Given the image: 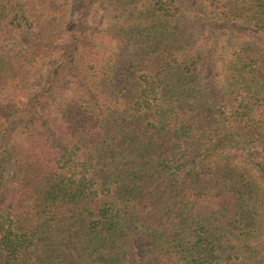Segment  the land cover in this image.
<instances>
[{
  "label": "trees",
  "instance_id": "trees-1",
  "mask_svg": "<svg viewBox=\"0 0 264 264\" xmlns=\"http://www.w3.org/2000/svg\"><path fill=\"white\" fill-rule=\"evenodd\" d=\"M0 264H264V0H0Z\"/></svg>",
  "mask_w": 264,
  "mask_h": 264
},
{
  "label": "rangeland",
  "instance_id": "rangeland-1",
  "mask_svg": "<svg viewBox=\"0 0 264 264\" xmlns=\"http://www.w3.org/2000/svg\"><path fill=\"white\" fill-rule=\"evenodd\" d=\"M102 15V12H99L98 13V17H100ZM69 17H68V15L66 16V19H62V21H61V25H60V27H59V31H57V32H55L52 36H53V39H52V41H55V42H57V43H59V36L60 37H63L62 39H65V25H64V22H66V21H68L69 19H68ZM64 32V33H63ZM54 42V43H55ZM55 59V55H49L46 59H45V66L43 67V70H44V72L42 73V74H39L38 73V75H36V77H37V84L34 86V88H32V91L33 90H36L37 89V87H38V85L39 84H41V79H43L44 78V76L47 74V72H46V70H47V68L53 63V60ZM36 88V89H35ZM142 244H143V242L140 240H138L137 241V248L141 251V249H142Z\"/></svg>",
  "mask_w": 264,
  "mask_h": 264
}]
</instances>
